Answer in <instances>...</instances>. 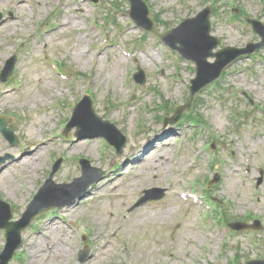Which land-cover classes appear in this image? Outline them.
Wrapping results in <instances>:
<instances>
[{"label":"rangeland","instance_id":"374dc122","mask_svg":"<svg viewBox=\"0 0 264 264\" xmlns=\"http://www.w3.org/2000/svg\"><path fill=\"white\" fill-rule=\"evenodd\" d=\"M145 2L150 15L161 14L156 27L162 31L196 15L212 0ZM111 4L116 8L104 17L108 12L104 5L110 8ZM96 6L95 10L88 0H0V11L5 16L0 23V69L4 60L16 57L8 83H0V115L10 117L9 123L16 124L19 137L18 145L5 151L2 147L6 142L0 135V156L10 154L17 160L22 155V145L33 144L30 153L13 162L10 169L18 190L4 192L0 180V194L10 201L12 211H22L47 178L51 171L49 156L51 160L62 156L53 175L55 183L70 182V177L77 175L71 173L78 170L75 166L80 156L91 165L109 169L114 149L105 147L98 137L79 140L73 127L66 134L67 141L55 139L63 137L61 131L73 104L83 94H90L96 114L114 122L127 139L122 158L117 160L119 166L107 172L82 199L59 208L51 217H47L48 213L34 218L40 224L35 222L30 230L37 231H22L25 243L28 236L37 235L44 227L51 232L57 224L51 238L58 242L67 236L72 248L70 257L52 255L25 260L16 253L14 258L21 260L11 259L9 264H239L246 259L264 258V124L260 119L264 114V48L232 63L218 80L219 87H206L197 94V100L201 96L199 101L195 99L197 104L188 110L197 113L199 109L205 121L203 127L190 126L186 118L181 121L182 116L176 124L163 125L166 114L171 116L188 96L193 64L184 59L175 62L172 54L170 58L175 61L169 59L162 42L142 37L131 27L126 0H99ZM231 10L264 22V0L213 2L211 34L221 41L216 50L226 45L243 47L246 42L259 40L240 17L230 18ZM123 47L132 52L135 61ZM49 60L62 63L64 71L72 75L71 80H62L55 74ZM137 65L145 73L143 87L134 84L130 74ZM173 76L181 83L175 82ZM243 91L253 99L250 107L244 104ZM93 127H85L83 134L97 131ZM163 130L177 132L159 137L154 156L149 152L151 156L137 164H132V158L123 159L133 145L139 148L145 142L143 131L154 136ZM44 137L52 141L40 143ZM78 140L82 146L71 149ZM176 142L181 143V149ZM46 145L40 165L28 171L25 159ZM160 156L168 159L166 169L159 165ZM194 160L199 166L191 168ZM117 169L122 173L116 174ZM214 176L218 180L209 184ZM259 177L261 182L256 185ZM22 180L26 183L20 187ZM149 188L164 189L163 198L128 211ZM76 191L66 190L57 199L69 201ZM175 191H180L182 198ZM112 193L118 195L112 197ZM196 196L214 202L210 213L203 210L204 203L200 205ZM12 218H19V214ZM240 219L248 223L258 219L262 227L230 232L222 228L227 227L225 220ZM78 231L85 241L79 239ZM2 244L0 239V250ZM81 245L90 246L85 262L78 261L77 249Z\"/></svg>","mask_w":264,"mask_h":264},{"label":"water","instance_id":"95a60500","mask_svg":"<svg viewBox=\"0 0 264 264\" xmlns=\"http://www.w3.org/2000/svg\"><path fill=\"white\" fill-rule=\"evenodd\" d=\"M135 1V0H132ZM132 16L134 17V19L139 22L140 24L144 25L145 27H147L148 29L154 31L152 25H148V23L146 22H142L141 19L138 17V15L136 13H132ZM192 21L194 24L196 22H198V25L196 27V31L195 33H190L188 35H184V38L181 40V46L178 47V49L182 52V54H184L185 56H189L192 57L194 59V61L196 62L197 66H198V72H200L201 69H206L208 68V66H218V69L216 71V73L214 74L213 77H211L212 80L214 78L217 77L218 73L220 72V70L223 68V66H225V63H227V61H231L233 58H236L238 55L243 54L245 52H249L251 50L247 49V50H238L235 48H224V52H235L234 54L230 55L227 59H223L222 58V52H212V49L219 43V41L214 38V37H209L208 33H209V21H208V10L203 11L199 16H197L196 18H193ZM186 22H189L186 20ZM184 22V23H186ZM254 25L256 26V30L262 32V29H260L259 25L256 22H253ZM191 25V24H184L182 25L180 28H178L176 31H185L186 28ZM259 26V27H258ZM190 27V26H189ZM172 32V31H170ZM175 32V31H174ZM167 36V35H166ZM214 40V42H209L208 40ZM259 46V44H256L254 47ZM209 56H217L219 62L216 61L215 64L211 65L209 63L206 62V58ZM10 64H13V60H11ZM197 86H193L192 87V91H191V95L193 96L195 94V92L201 87L196 88ZM191 96V98H192ZM188 106V105H187ZM187 106H183L180 107L178 109V115L180 114V111L187 107ZM79 106H77L78 110ZM178 117V116H177ZM248 264H264V261H253L250 262Z\"/></svg>","mask_w":264,"mask_h":264},{"label":"bare ground","instance_id":"6f19581e","mask_svg":"<svg viewBox=\"0 0 264 264\" xmlns=\"http://www.w3.org/2000/svg\"><path fill=\"white\" fill-rule=\"evenodd\" d=\"M5 96H8V93H6ZM169 131L172 132V130H169ZM161 133H159L155 136H152L149 141H147L146 143H143V145L141 146V148L139 150H135L132 152L131 155H136V159H137L138 163L145 162V159H141V158L144 155H146L151 149H153V143L156 142V140L160 136H162ZM80 146H82V142L78 140L74 144L71 145V149H75V148L79 149ZM44 149H47V147L44 146L41 148L40 147L37 148V150L35 151V154H33L31 157H28L27 159H25V161L28 164H31V166L37 165L42 159V154L44 152ZM155 154H156V151H153V153L151 155L154 156ZM148 157H149V155H148ZM167 161H168V159L165 158V156H160L159 165H161V164L164 165V168L166 169ZM10 164L11 163L8 162L4 165H1L0 169L5 170V169L9 168ZM31 166L29 167V170L31 169ZM194 167H196V166H192L191 168H194ZM7 172H9V171L7 170ZM9 174H10V172H9ZM157 175L158 174L156 173L154 178L157 179ZM0 180L3 181L4 192H6L8 194H12L13 192L18 190L19 185H15L6 173H4L2 176H0ZM47 231H48V229L43 228V231L39 232L35 238H32L31 236H29L27 238V242H26V245L24 248H25L26 254L28 255L29 259L31 258L32 260H36L40 256L51 257L52 255H55V257H58V255L70 257L72 250H71L70 245L67 243L68 237L66 236V237L60 239L58 242H56L55 245L49 244L47 242V240L49 239L50 236L48 235ZM43 243H45V247L43 246ZM59 260H61V259H59ZM64 264H72V263L67 262Z\"/></svg>","mask_w":264,"mask_h":264}]
</instances>
